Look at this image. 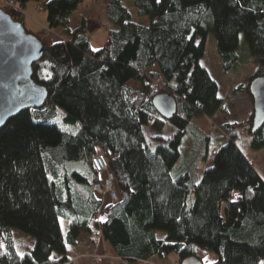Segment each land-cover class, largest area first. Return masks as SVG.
Returning a JSON list of instances; mask_svg holds the SVG:
<instances>
[{"label": "trees", "instance_id": "trees-1", "mask_svg": "<svg viewBox=\"0 0 264 264\" xmlns=\"http://www.w3.org/2000/svg\"><path fill=\"white\" fill-rule=\"evenodd\" d=\"M17 1L27 10L30 0ZM35 1L47 13V27L68 37L38 33L44 54L33 77L47 87L48 99L0 129V264H68L81 234H102L121 264L165 259L172 251L178 264L192 256L203 262L211 252L217 259L210 264H260L264 179L234 136L247 130L252 148L263 149L264 124L253 129L254 110L246 120L225 122L227 140L201 177L197 169L209 146L185 154L183 140L196 128L194 117L229 113L219 84L201 64L209 33L224 73L237 62L244 35L258 66L238 89L254 102L250 84L264 78V0H132L140 21L123 0H110L108 37L98 51L85 25L70 27L84 0ZM5 10L20 20V10ZM162 92L176 98L171 119L153 105ZM145 126L156 132L155 146ZM166 127L172 135L159 134ZM110 149L116 202H105L93 188L102 175L92 157ZM61 217L70 221L66 234ZM15 229L35 239L23 255Z\"/></svg>", "mask_w": 264, "mask_h": 264}, {"label": "rangeland", "instance_id": "rangeland-1", "mask_svg": "<svg viewBox=\"0 0 264 264\" xmlns=\"http://www.w3.org/2000/svg\"><path fill=\"white\" fill-rule=\"evenodd\" d=\"M0 1V4L3 6L6 4V7H14L7 3L4 4L2 0ZM109 1L110 0H84L81 2L77 10L72 12L69 17L70 27L72 29H77L78 27H83L85 25V30L89 33L90 41H97L99 46H102L107 40L105 34H107L108 37L109 24L105 14V5ZM123 3L128 8L133 18L140 21L141 19L137 15L136 7L133 5L132 0H123ZM41 4L42 3L35 0H30L27 5V10L22 9L20 16L16 17L25 24L28 31H31L37 35L38 33L42 32L45 35H50L53 40L64 39L68 37L62 30L43 27L47 26V13L44 9L38 10V8L41 9ZM17 9H19V7H17ZM143 17L144 19L148 20L147 16ZM41 24L43 27L42 29ZM238 55L239 58L234 64L233 68L229 72L224 73L222 68V57L217 50L215 35L213 33L208 34L205 54L201 59V64L209 70L211 76L219 84V95L224 99L225 104L228 106L229 113L221 114L222 112H220L214 117L199 116L194 117L192 120L196 128L192 127L189 130V133L185 136L183 140V149L185 147H198L204 151L207 145L210 149L209 160L205 161L203 159L197 169L198 175L200 177L202 176L204 170L212 163V159L214 158L217 146H219V142L227 140V135L221 129V126L225 123V121L232 122L246 120L251 116L254 110V102L252 101L248 92L246 90L242 91L238 89L240 84L248 83L249 77L255 72L258 66V63L256 62L255 57L252 55L243 34L240 35ZM130 84L135 88H139L140 86L137 83H133V81H130ZM172 133V129L166 127L159 134L170 136ZM155 134L156 132L151 126H145L146 138L152 146H155L158 142L157 138H154ZM234 139L241 149L247 154L256 170L264 179V148L260 150H255L252 148V135L247 130H238L234 136ZM192 196L193 195L191 194V197ZM69 224L70 221L68 218L61 217V227L64 234L67 233ZM160 232L162 235L165 234V232ZM14 237L16 248L21 254L30 251L35 244V239L33 237L18 229H15ZM91 242L93 241L90 234H86L85 237L80 239L79 243L85 250H83V252L78 251V255L71 259V263L73 262V264H76L78 262L77 260L83 256L92 257L95 255L94 253L90 252V250H87L88 245L90 246ZM70 254L71 253L69 252V255ZM176 255V252H169L167 254L168 257L166 258V262L162 261V263L176 264L175 262H177L178 264L179 256ZM71 256L73 255L71 254ZM100 256L103 258L105 257L104 259H109L111 264H113V261L115 260L121 262V259L115 257L112 252L108 250L107 246H105V248L102 250ZM216 259L217 254L211 252L204 258L203 264H210ZM84 260H87V258ZM158 260L159 259L155 258V260L150 261V264H157ZM158 263L161 262L159 261ZM260 264H264V259L260 262Z\"/></svg>", "mask_w": 264, "mask_h": 264}, {"label": "water", "instance_id": "water-1", "mask_svg": "<svg viewBox=\"0 0 264 264\" xmlns=\"http://www.w3.org/2000/svg\"><path fill=\"white\" fill-rule=\"evenodd\" d=\"M44 54V43L39 35L28 31L0 6V129L25 110L42 107L48 99V89L35 81L34 63ZM254 98V127L264 124V78L250 84ZM153 105L166 119L177 111L176 98L169 92L153 97ZM182 264H203L197 257H187Z\"/></svg>", "mask_w": 264, "mask_h": 264}, {"label": "built area", "instance_id": "built-area-1", "mask_svg": "<svg viewBox=\"0 0 264 264\" xmlns=\"http://www.w3.org/2000/svg\"><path fill=\"white\" fill-rule=\"evenodd\" d=\"M2 2L14 6L15 8L19 7L18 10L22 12L20 3L17 0H2ZM0 6L5 8L7 5L5 4V6H3L0 4ZM42 9H44L43 6L41 9L38 8V10ZM114 156V151L110 149L107 154L99 152L92 157V164L96 172L102 175V180L95 181L93 183V188L103 199L108 198L111 202L119 201V193L115 187V174L109 168V158H113ZM134 264H150V260L140 259Z\"/></svg>", "mask_w": 264, "mask_h": 264}, {"label": "crops", "instance_id": "crops-1", "mask_svg": "<svg viewBox=\"0 0 264 264\" xmlns=\"http://www.w3.org/2000/svg\"><path fill=\"white\" fill-rule=\"evenodd\" d=\"M39 25H40V24H39ZM43 25H44V24H43ZM43 27H47V26H43ZM43 27H42V24H41V29H42ZM105 35H106V38H107V34H105ZM105 42H106V41H105ZM105 42H104V43H105ZM91 45L93 46V48L96 47L95 49L101 47V46H99V43H98L97 41H91ZM219 113H220V112H218L217 114H215V116H217ZM221 114H224V113L222 112ZM225 122H226V121H225ZM225 142H226V140H225V141H221V142H219V146H220L221 144L225 143ZM219 146H217L216 149H218ZM191 151H192L191 148H187V147L185 148V154L190 153ZM184 156H185V155H184ZM207 160H209V156H208ZM200 163H201V162H200ZM106 201H108V198L105 199V202H106ZM99 218L102 219V220H104V219L106 218L105 209H103V210L100 211ZM90 235H91V239H92L93 242H91L90 246L88 245V249H87V250H90V252L94 253L95 255H93L92 257L83 256V257H81V258H79V259L77 260L78 262H77L76 264H111V261H110L109 259H104L105 257L103 258V257L100 256L102 250H103V249L105 248V246H106V243H105V241H104V238H103L102 234H98V235L90 234ZM158 235L160 236V238H164V237H165V234L162 235L161 232H159ZM85 236H86V234H81V236L79 237V242H80V239H81L82 237H85ZM79 242H78V247L70 252V253L73 255V256L71 257V259L78 255V251L83 252V250H85V249L80 245ZM71 254H70V256H71ZM176 256H177V255H176ZM167 257H168V256H167ZM167 257H166V258H167ZM86 258H87V260H84V259H86ZM166 258H165V259H160V260H158V262L160 261L161 263H158V262H157V264H164V263H162V261L166 262ZM82 260H83V261H82ZM70 263H71V260H70V262H69L68 264H70ZM175 263L177 264V262H175ZM71 264H73V262H72ZM74 264H75V263H74ZM113 264H121V262L118 261V260H115V261H113ZM171 264H174V263H171Z\"/></svg>", "mask_w": 264, "mask_h": 264}, {"label": "snow or ice", "instance_id": "snow-or-ice-1", "mask_svg": "<svg viewBox=\"0 0 264 264\" xmlns=\"http://www.w3.org/2000/svg\"><path fill=\"white\" fill-rule=\"evenodd\" d=\"M157 2L159 3L160 0H157ZM94 50H97L98 51V49H94ZM2 123H3V120H0V124H2ZM21 255H23V254H21Z\"/></svg>", "mask_w": 264, "mask_h": 264}]
</instances>
